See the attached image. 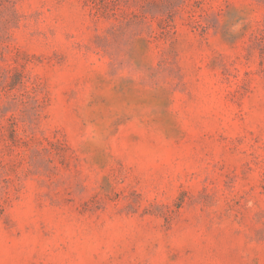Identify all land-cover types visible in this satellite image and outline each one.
<instances>
[{"label":"rangeland","instance_id":"obj_1","mask_svg":"<svg viewBox=\"0 0 264 264\" xmlns=\"http://www.w3.org/2000/svg\"><path fill=\"white\" fill-rule=\"evenodd\" d=\"M0 264H264V0H0Z\"/></svg>","mask_w":264,"mask_h":264}]
</instances>
